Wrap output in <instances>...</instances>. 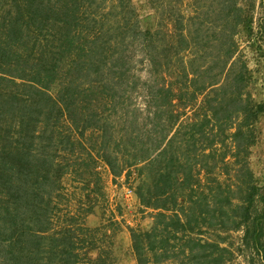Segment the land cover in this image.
I'll return each mask as SVG.
<instances>
[{"label": "trees", "instance_id": "16d2710c", "mask_svg": "<svg viewBox=\"0 0 264 264\" xmlns=\"http://www.w3.org/2000/svg\"><path fill=\"white\" fill-rule=\"evenodd\" d=\"M146 1L0 0V264H116L119 220L85 223L100 163L150 209L136 264H231L232 231L264 261V99L237 39L262 49L264 0L258 20L256 0Z\"/></svg>", "mask_w": 264, "mask_h": 264}, {"label": "rangeland", "instance_id": "374dc122", "mask_svg": "<svg viewBox=\"0 0 264 264\" xmlns=\"http://www.w3.org/2000/svg\"><path fill=\"white\" fill-rule=\"evenodd\" d=\"M184 0L185 12H190L187 8V2ZM255 2L254 16L260 18L262 15L261 8ZM138 7L141 16H151L153 10L146 0H133ZM151 18V17H150ZM256 25V23H254ZM256 31V27H254ZM242 54L245 56L249 68L252 70L253 83L252 92L258 99H264V41H257L261 44L262 49H259L256 44L250 43L243 37L238 35ZM129 54L132 59L131 70L134 74L142 79L147 77L148 63L134 43L129 47ZM131 105L144 108V93L140 89H136L132 94L130 101ZM251 167L261 185H264V117L260 121V134L257 143L252 147L250 156ZM98 170L101 174L103 197L95 206L94 211L88 214L85 218V223L89 226L99 225L106 218L113 217L120 222V227L114 236V254L116 264H136L134 253L131 246V238L128 227H146L151 221L150 209H143L134 193V179L126 181L124 175L113 178L108 167L104 163H100ZM68 191L72 190L71 185H67ZM242 231H232L230 242L234 248V256L231 264H264L260 255H257L253 250L241 245Z\"/></svg>", "mask_w": 264, "mask_h": 264}]
</instances>
